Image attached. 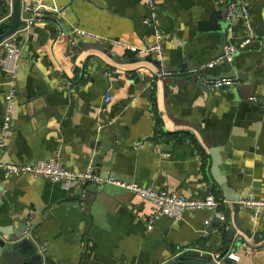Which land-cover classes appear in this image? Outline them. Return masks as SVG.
Here are the masks:
<instances>
[{
    "label": "crops",
    "instance_id": "obj_1",
    "mask_svg": "<svg viewBox=\"0 0 264 264\" xmlns=\"http://www.w3.org/2000/svg\"><path fill=\"white\" fill-rule=\"evenodd\" d=\"M228 1L154 0L151 9L148 0H32L60 13L46 14L44 22L17 37L19 71L0 160L21 164L58 153L66 169L92 165L104 180L94 186L87 207L78 210L73 200H62L76 187L66 190L43 176L0 170V224L36 226L38 236L32 230L21 236L36 248L32 264H163L188 251L211 258L240 234L230 202L212 180L204 141L218 146L220 173L235 195L264 200V0H244L256 38L228 62L231 68L225 62L204 68L242 35L236 21L233 33L223 37ZM55 23L136 48L159 41L161 65L173 70L183 65V71L172 72L165 85L157 77L152 83L157 68L147 56L90 39L68 48L57 39ZM233 71L242 78L239 86L211 87V81ZM185 77L201 80L206 91L182 81ZM9 86L0 69V138ZM108 127L116 140L93 165L111 135ZM107 179L188 198L212 193L224 201L227 222L238 235L224 232L210 210L185 211L175 223L158 216L148 228L151 202ZM238 216L242 228L264 234V213L253 219L241 207ZM263 242L246 238L227 253L238 257L237 264H264Z\"/></svg>",
    "mask_w": 264,
    "mask_h": 264
},
{
    "label": "built area",
    "instance_id": "obj_2",
    "mask_svg": "<svg viewBox=\"0 0 264 264\" xmlns=\"http://www.w3.org/2000/svg\"><path fill=\"white\" fill-rule=\"evenodd\" d=\"M7 14L2 17V20L9 18L12 9V0H6ZM148 4L151 9L154 8V0H148ZM22 14L26 16L21 18L24 22L19 26L16 31L0 41V69L9 78V90L6 93L5 107L3 123L1 127L0 148L4 146V135L11 127L10 112L13 108L14 98V82L19 71V59L21 55L20 46L17 42V37L26 32L31 26L37 23L44 22L46 14L52 16H58L59 10L53 9L50 6L44 4L26 5L21 8ZM143 23H148L149 19L144 18ZM224 21L226 23V30L231 35L234 30V24L236 21H240L242 27V35L236 41H228L223 47L220 54L216 55L213 59L209 60L204 68H212L218 63L231 62L233 56L241 49L250 44L255 38V32L251 23L250 12L246 6L244 0H229L225 6ZM57 39L66 43L68 48L76 46L84 39H90L97 42H108L112 45H120L126 50L135 51L138 56H148L154 60L161 62L162 50L159 41L154 44L146 45L143 48H136L134 46L120 43L116 40H109L96 34L87 32L81 28L73 27L71 29H64L60 24L55 23ZM162 74L156 73V77L160 78ZM156 78L151 79V82H155ZM70 84V82L68 83ZM212 88L239 86L240 80L237 78L220 77L210 82ZM251 99H254L252 97ZM110 100V96L106 94L104 101L107 103ZM0 170L5 175L19 176L26 175L32 178H38L43 176L52 182H59L66 190L73 189L82 184H101L104 180L96 172V169L92 165H88L83 171H71L66 169L61 161V157L58 153L48 159H39L33 162H26L17 164L11 161L4 162L0 160ZM111 183L117 186L127 189L131 194H134L142 199L148 200L152 204V211L149 216L148 228H151V221L158 216H165L171 222H179L183 218L185 211L195 210H210L216 214V217L221 222V228L224 232L232 230L231 223L227 222L226 213L222 209L224 201L216 198L212 193H208L202 198H188L178 191H168L163 188L143 187L136 183H129L120 180L107 179ZM238 204L247 209L253 219H257L260 214L264 213V200L257 199L253 194H249L246 198H241ZM210 219H205L204 224H209ZM220 227L217 231H219ZM234 236H237L232 234ZM226 257L237 260L238 257L232 253H227ZM214 260L219 259V255L212 256Z\"/></svg>",
    "mask_w": 264,
    "mask_h": 264
},
{
    "label": "water",
    "instance_id": "obj_3",
    "mask_svg": "<svg viewBox=\"0 0 264 264\" xmlns=\"http://www.w3.org/2000/svg\"><path fill=\"white\" fill-rule=\"evenodd\" d=\"M5 1L6 0H0V15H3L7 11ZM31 3L32 0L25 1L26 5H30ZM21 8L22 7L20 0H12V9L10 17L8 18V20L0 22V41L6 38L7 36L11 35L14 31H16L19 26L24 24V22L21 20ZM238 26H240V21H237L236 27L238 28ZM227 34V31L223 33V37L227 36ZM145 60L151 62L157 68V73L162 74V76L157 81L161 82L162 80L161 84L164 85L168 83L167 77L170 76L172 72L183 71V65L177 66L175 70L169 69L167 67L162 66L160 61L154 60L151 55L145 57ZM225 63L228 64V67L231 68L230 63ZM229 76L230 78H237L239 80H242V78H240V76H238L234 71L232 72V74H229ZM151 77L156 78V74L151 73ZM181 79H183L182 81L196 82L197 85H199L203 90L206 91L205 84H203V82L199 79L197 80L192 77H185ZM172 80L174 81L175 79L173 78ZM177 80L178 79H176V81ZM157 81L155 82V84L158 83ZM147 95H151V88L148 89ZM105 124L108 125L106 119ZM108 129L111 135L108 139V142H104L103 144H101L100 151L94 156L92 160L94 163L93 165L97 164L102 154L110 150L112 142L116 140V136L112 133V130H110L111 128L108 127ZM204 144L207 147L211 161L209 171L212 180L218 187L217 189L220 193V197L223 196V198L227 202H230V207L233 212V225L235 229L241 232L238 235L239 237L237 236L233 238L232 241H229L230 244L227 245L226 250L221 255H219L218 260H214L212 257L210 258L207 255L198 254L194 251H188L176 254L175 256H173V258L163 264H237L233 259H230L225 256L229 250L230 245H232L233 243L238 244L240 242H243L246 240V238L252 239L255 243L264 241V234L260 236L258 231L253 232L249 229L242 228L241 225L243 221L238 216V212L241 209V206L238 204L240 197L234 194L232 188H230L227 184L226 177L220 173L219 166L221 160L219 148L211 141H204ZM100 185L101 184H82L76 187L74 193L70 194L66 198H63L62 200H73L76 208L78 210H82V208L87 207L89 201L95 194V187ZM216 222H219L221 224L218 218L216 219ZM208 227L211 228L212 224L209 223ZM234 227L231 230L232 234L235 233ZM29 230H32L33 234H35V236H38L36 226L34 225L28 226L27 224L20 223L15 227L14 224H0V264H32V260L36 253V248L32 244H30L29 247V237H21L25 232H28ZM262 247H264V242L262 243Z\"/></svg>",
    "mask_w": 264,
    "mask_h": 264
}]
</instances>
